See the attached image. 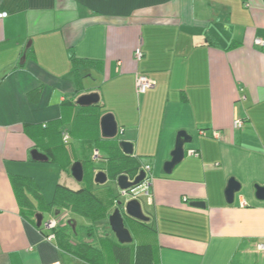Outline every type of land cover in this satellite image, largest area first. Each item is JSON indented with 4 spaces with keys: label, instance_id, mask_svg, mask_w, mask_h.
<instances>
[{
    "label": "crops",
    "instance_id": "0c3cea01",
    "mask_svg": "<svg viewBox=\"0 0 264 264\" xmlns=\"http://www.w3.org/2000/svg\"><path fill=\"white\" fill-rule=\"evenodd\" d=\"M0 13V264H85L21 215L10 176L37 179L30 152L50 146L54 122L71 126L78 108L62 102L91 93L100 118L111 114L118 138L150 165L149 221L130 222L132 243L148 246L152 264H264V199L255 189L264 188V49L255 44L264 41V0H0ZM91 71L100 87L83 89L77 77L93 79ZM137 73L153 85L144 95ZM181 131L192 141L166 175ZM58 172V182L67 179ZM230 179L240 189L228 204ZM55 214L57 224L90 225ZM106 264H117L110 253Z\"/></svg>",
    "mask_w": 264,
    "mask_h": 264
},
{
    "label": "trees",
    "instance_id": "16d2710c",
    "mask_svg": "<svg viewBox=\"0 0 264 264\" xmlns=\"http://www.w3.org/2000/svg\"><path fill=\"white\" fill-rule=\"evenodd\" d=\"M70 59L75 67L81 63L73 55L70 56ZM77 79L79 81L80 77ZM61 107L69 110L78 108L71 126L67 130H60L59 127L64 121L54 122L57 133L50 137V146L42 151L36 150L48 157V163L58 164L59 168L69 175L71 165L74 161H79L84 171V186L73 190L57 184L51 201L47 203L33 178L11 175L10 183L21 215L34 224H36L35 216L42 214L43 211L50 214L53 211H67L74 217L88 220L90 225L87 227L76 226L73 228V222L69 221L64 224H56L51 232L44 231L42 226L37 228L46 236L52 233L53 241L62 251L85 264H106L108 253L113 255L117 264H130L133 257V264H152L148 246H139L135 243L121 245L115 241L108 225V217L112 213V201L117 200L118 196L111 197L109 186H97L93 183V175L99 170L105 172L108 179L112 181H115L120 175L133 178L138 171L146 166L145 158L125 156L119 148L121 140L118 136L113 140L100 139L99 119L105 112L102 104L79 108L73 97L62 102ZM47 126L43 125L42 127L47 129ZM65 132L69 135V140L82 147L83 158L74 157V149L69 145V140L63 141L62 134ZM95 150L98 151L99 158L93 161L98 162L99 168L95 167L91 161L92 152ZM193 152L192 156L198 155L195 151ZM73 157L74 161H72ZM99 223H104V226H98Z\"/></svg>",
    "mask_w": 264,
    "mask_h": 264
},
{
    "label": "water",
    "instance_id": "95a60500",
    "mask_svg": "<svg viewBox=\"0 0 264 264\" xmlns=\"http://www.w3.org/2000/svg\"><path fill=\"white\" fill-rule=\"evenodd\" d=\"M99 103V96L95 93L85 94L80 96L76 100V105L80 108H88L95 106ZM100 136L104 140H113L119 135L118 127L111 114H105L100 118L99 121ZM192 141L185 132L181 131L177 134L175 140V146L170 154V159L163 164V172L166 175L171 174L172 170L177 166L184 158L185 150L184 146L190 144ZM119 148L125 156H132L133 146L129 142L120 141ZM31 161L35 163H48V157L45 154L38 152L33 149L30 152ZM70 175L73 180L77 183H82L84 179V171L80 162H74L70 168ZM145 173L140 170L139 175L136 176L132 181L126 175L118 176L115 181L108 179L107 175L103 171H97L93 175V183L97 186H103L112 181L119 191H128L137 188L143 179ZM240 189L239 184L234 180L230 179L225 189V198L228 204L233 202V196ZM256 197L258 199H264V188L256 187ZM193 207L203 209L204 204L197 202L192 204ZM129 219L136 223L146 225L149 219L142 211L141 204L138 200H129L126 203L118 202L116 208L108 217L109 228L114 235L116 241L121 245H129L132 243V237L129 231L124 226V220ZM43 220L42 214L35 216L36 227L41 226ZM74 227V226H73Z\"/></svg>",
    "mask_w": 264,
    "mask_h": 264
},
{
    "label": "rangeland",
    "instance_id": "374dc122",
    "mask_svg": "<svg viewBox=\"0 0 264 264\" xmlns=\"http://www.w3.org/2000/svg\"><path fill=\"white\" fill-rule=\"evenodd\" d=\"M91 74H92V78L93 79H90L88 80L87 78H85V81L84 79H80V84L79 86H82L83 89H87V85H90V86H96V87H100V84H101V81H102V77L101 75L98 73V72H94V71H91ZM87 79V80H86ZM106 89V87H105ZM102 92H104V89L102 90ZM69 126V124H65L63 127L66 128V130L68 129L67 127ZM72 144V145H71ZM69 145L74 149L73 151L75 152V154H78V156L82 157L83 154L81 155V150L78 149L80 146L78 143H73L71 140H69ZM71 152V151H70ZM72 155V154H71ZM93 165L97 168H99V164L98 162H95L91 159ZM38 167H40L39 169H36L34 171L35 173V176L37 177L34 178L38 184V186H41L39 187L40 188V191L42 193V196H43V199L45 202L49 203L52 199V195H53V191H54V188H55V185L57 184H63V183H68V182H73L75 185H78L80 187H83L84 186V183H77L75 181H70L72 180L71 179V176L69 174H66L68 177L67 179H63L61 176L60 177V180L58 182V170L59 169V166L55 163H37ZM56 174V176H55ZM40 184V185H39ZM105 186H109L110 187V190H111V197H117V200H115L114 202L112 201V208L111 210L113 211L114 208H116V205L118 202H121V203H124L126 202L127 198L126 197H122L120 194H119V189L116 187V185L112 182V181H109V183H107ZM102 195V193L100 194V196ZM138 201L139 203L141 204V208H142V211H146V201H145V198L142 197V196H139L138 197ZM42 215H43V222H47V221H50V220H55L56 221V224L57 222L60 220V219H56L55 217H60L61 218V214L60 216L56 215L55 214V211H53V213H48L46 211H43L42 212ZM56 215V216H55ZM54 221V222H55ZM98 226L100 227H103L104 226V223H99ZM124 226L125 228L129 231V233L132 235V232H133V223H131L129 220H124Z\"/></svg>",
    "mask_w": 264,
    "mask_h": 264
},
{
    "label": "built area",
    "instance_id": "2783aa9c",
    "mask_svg": "<svg viewBox=\"0 0 264 264\" xmlns=\"http://www.w3.org/2000/svg\"><path fill=\"white\" fill-rule=\"evenodd\" d=\"M6 17L5 13H0V20L4 19ZM255 44L258 47H261L262 49H264V41L261 40H255ZM142 57V52L139 48H137L136 50H134L133 52V58L135 61H139ZM153 87L152 83L148 80V78L142 74H136V79H135V89H136V93L138 95H144L148 90H150ZM244 123L239 120V119H235L233 122V128L236 130H240L243 128ZM63 137V141L67 142L69 140V135L65 132L62 134ZM212 137L214 139H219L220 135L219 133L213 132ZM189 155H194L193 151H189L188 152ZM99 158V154L98 151H93L92 152V160H98ZM142 171L145 173V178L143 179V181L141 182V184L135 188V189H131L128 191H119V194L122 197H126L127 201L129 200H138L139 196H142L144 198L149 199L150 197V193H149V189H150V185H151V181L150 178L148 177V174L150 172V165H146ZM139 175V171L135 174V176L133 178H129L130 181H132L136 176ZM124 202V203H126ZM41 226L43 227V230L46 232H51V230L56 226V222H54V220H50L47 222H43L41 223ZM46 240L48 241H53L54 240V235L52 233L48 234L46 237ZM258 249L264 254V245H259Z\"/></svg>",
    "mask_w": 264,
    "mask_h": 264
}]
</instances>
